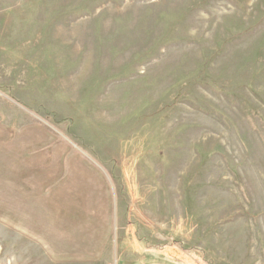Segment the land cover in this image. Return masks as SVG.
I'll return each mask as SVG.
<instances>
[{
    "label": "rangeland",
    "instance_id": "obj_1",
    "mask_svg": "<svg viewBox=\"0 0 264 264\" xmlns=\"http://www.w3.org/2000/svg\"><path fill=\"white\" fill-rule=\"evenodd\" d=\"M200 257L264 264V0H0V264Z\"/></svg>",
    "mask_w": 264,
    "mask_h": 264
},
{
    "label": "trees",
    "instance_id": "obj_2",
    "mask_svg": "<svg viewBox=\"0 0 264 264\" xmlns=\"http://www.w3.org/2000/svg\"><path fill=\"white\" fill-rule=\"evenodd\" d=\"M183 248V247H182ZM191 259V258H190ZM193 258L190 260V262H192L193 264H194V262H195V264H205L206 263V260L202 257H200V258H195L193 261ZM208 261V260H207ZM210 262L208 261V264H209Z\"/></svg>",
    "mask_w": 264,
    "mask_h": 264
},
{
    "label": "crops",
    "instance_id": "obj_3",
    "mask_svg": "<svg viewBox=\"0 0 264 264\" xmlns=\"http://www.w3.org/2000/svg\"><path fill=\"white\" fill-rule=\"evenodd\" d=\"M83 253V252H82ZM62 255H64V254H62Z\"/></svg>",
    "mask_w": 264,
    "mask_h": 264
}]
</instances>
